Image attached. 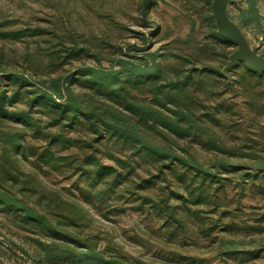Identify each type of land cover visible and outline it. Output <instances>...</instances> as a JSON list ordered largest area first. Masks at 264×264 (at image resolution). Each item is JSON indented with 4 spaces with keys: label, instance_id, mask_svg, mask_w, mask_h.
Returning a JSON list of instances; mask_svg holds the SVG:
<instances>
[{
    "label": "trees",
    "instance_id": "1",
    "mask_svg": "<svg viewBox=\"0 0 264 264\" xmlns=\"http://www.w3.org/2000/svg\"><path fill=\"white\" fill-rule=\"evenodd\" d=\"M162 1L150 2L149 20ZM171 1L186 35L153 50L160 25L140 32L134 60L108 35L82 41L64 25L0 17V214L29 235L38 264H148L86 230L94 213L127 208L147 210L182 246L209 240L235 253L244 243L218 230L264 232V212L245 220L229 208L264 199V72L240 61L225 70L237 46L218 33L212 0ZM249 1L240 27L260 22ZM142 5L138 25L154 27ZM228 94L243 98L249 125ZM197 149L214 156L201 160Z\"/></svg>",
    "mask_w": 264,
    "mask_h": 264
},
{
    "label": "rangeland",
    "instance_id": "2",
    "mask_svg": "<svg viewBox=\"0 0 264 264\" xmlns=\"http://www.w3.org/2000/svg\"><path fill=\"white\" fill-rule=\"evenodd\" d=\"M141 1L143 0H0V17L12 19L18 26L26 23L49 27L53 26V23L64 25L75 32L82 41L108 35L114 43L123 48L126 58L134 60L135 53L129 51L128 47L131 44L143 46L140 32L156 30L155 26L160 25L162 30L160 36L151 37L148 40L153 50H158L168 40L185 36L189 29L187 20L178 16L175 9L176 3L171 0L162 1L158 5V10L150 14V20L156 23L151 24L154 27L145 29L139 26ZM229 1L233 2H229L231 18L236 23L244 21L243 13L248 9L250 1ZM255 1L260 14L259 24L242 22L241 27L250 45L258 47L259 52L264 54V0ZM160 37H166V39H158ZM17 48L19 53L23 51L21 43L17 45ZM112 56L110 55L109 58H113ZM86 62L90 65L96 64L94 59H88ZM103 65L109 67L112 64L106 59ZM227 96L234 103L236 102L238 113L234 116L235 119L249 125L243 98H235L232 94ZM243 130L245 131L244 128ZM247 132L253 134L255 127H248ZM197 155L204 161L211 160L214 156L200 150L197 151ZM220 157L232 162L240 160L235 155L224 154ZM235 182L236 178L232 184ZM59 186L63 184L60 183ZM238 191V188L229 186V200L237 198ZM230 207L239 209L237 212L240 218L252 220L254 216H260L264 212V199L242 198L241 203H231ZM144 212L127 208L124 212L114 211L111 219H105L94 213V220L86 230L97 234L102 244L110 242L120 246L141 262L148 264H187L184 259L179 260V257L172 259L174 254L194 257L197 259L195 264H264V232L241 234L218 230L219 238L236 239L244 243L235 253L222 251L219 245L209 240H201L195 244L192 239H188L186 241L188 243L182 246L168 242L167 237L160 231L162 225L160 221L153 215L150 216L147 210ZM0 264H38L35 246L29 235L1 214Z\"/></svg>",
    "mask_w": 264,
    "mask_h": 264
},
{
    "label": "water",
    "instance_id": "3",
    "mask_svg": "<svg viewBox=\"0 0 264 264\" xmlns=\"http://www.w3.org/2000/svg\"><path fill=\"white\" fill-rule=\"evenodd\" d=\"M151 1L143 0L142 17L145 22L156 24L147 18V7ZM212 12L218 33L230 39L237 46L236 50L229 56L225 70L240 61L253 71L264 72V54L259 52L258 47L250 45L242 28L231 18L229 0H212Z\"/></svg>",
    "mask_w": 264,
    "mask_h": 264
}]
</instances>
